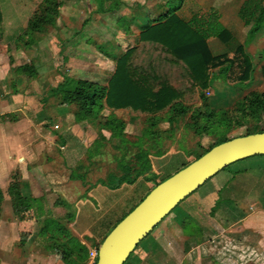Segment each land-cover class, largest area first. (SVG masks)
Returning a JSON list of instances; mask_svg holds the SVG:
<instances>
[{
	"label": "rangeland",
	"instance_id": "1",
	"mask_svg": "<svg viewBox=\"0 0 264 264\" xmlns=\"http://www.w3.org/2000/svg\"><path fill=\"white\" fill-rule=\"evenodd\" d=\"M41 1L1 0L5 37L0 39V47L8 48L12 56L10 61L7 55H0V112H10L12 117L7 120H11L13 115L20 116L18 123L5 124L6 130L13 131L17 136L18 148L5 157V165L0 167V187L6 197L3 205L10 208L7 189L11 177L17 173L22 194L32 200L37 238L30 250L35 254L45 252L46 240L41 239L40 232L46 230L52 232L51 236L48 235L51 245H68V241L75 244L84 240L88 242L92 234L88 226L92 224L93 215H96L93 221L101 223L100 232L95 235L105 237L109 226L122 218L128 209L133 208L142 196L139 194L150 190L154 183L141 178L133 187L113 192L109 197L100 195L98 200L92 197L98 187L92 188V185L109 174L119 173L120 162L134 163L135 156L140 151H147L150 158L154 157L153 172L162 180L193 161L194 152L201 154L221 136L228 139L243 136L245 128L225 125L223 117L230 116L236 104L250 92L264 90L261 73L264 66V33L240 52L238 49L243 43L240 41L239 26L236 37L229 43L211 44L213 52L222 59H232L234 65L225 79L218 80L204 91L209 109L215 113V122L211 119L205 121L206 133L194 134L182 122L174 128L163 122L158 125L161 133L159 140H149L142 137V132L150 115L129 109H106L95 121L78 119L77 107L62 105L60 98L52 96V88L63 81L62 75L105 86L112 75L114 64L104 56L99 47L118 56L137 45L138 30L133 25L139 18L135 8L140 0H121L117 10L105 12L99 11V4L106 10L117 0H60L63 6L56 28L49 30L47 35H35L38 42L35 47L16 46L14 38L23 31L21 22L26 25L27 18ZM227 3L230 2L188 0L183 15L199 8L206 12ZM14 15L19 18V23L15 25L12 23ZM122 18L131 26L129 34L124 32ZM244 55L252 64L249 82L241 81L245 70ZM64 57L67 61H64ZM26 63L34 65V77L16 71ZM212 71L211 69L210 72ZM183 101L187 105L198 106L199 91L195 89L187 92ZM110 118H116L124 125L122 138L113 137L111 130L105 125ZM250 125H254V122H250ZM261 126L264 127V118ZM157 153L165 155V158H156ZM252 159L247 158L230 165L212 178V184H206L207 181L205 187L232 183L234 180L240 183V178L247 172L249 176L259 180L260 186H264V166L259 164L251 167ZM77 176H84L85 182L74 179ZM234 176L236 177L232 180ZM147 177L150 178V174ZM202 187L201 189H205ZM195 193L182 201L175 212H187L188 203ZM59 228L64 231L61 232L62 236L57 235ZM151 240L152 234H149L136 247L134 255H141V248ZM17 245L18 240L10 238L7 249ZM50 252L55 256L53 249ZM96 253L97 251L91 254L94 258L91 264L96 263Z\"/></svg>",
	"mask_w": 264,
	"mask_h": 264
},
{
	"label": "trees",
	"instance_id": "2",
	"mask_svg": "<svg viewBox=\"0 0 264 264\" xmlns=\"http://www.w3.org/2000/svg\"><path fill=\"white\" fill-rule=\"evenodd\" d=\"M184 2L185 0H164L165 12L150 24L141 27L137 45L128 48L120 55L116 56L106 52L103 47H99L104 56L114 64L112 75L105 86L94 81L76 80L62 75L63 81L52 89V96L60 98L64 106L77 107V118L87 121H95L97 116L106 109L114 111L129 109L148 114L150 117L147 119V126L143 129L142 137L149 140H159L161 133L158 125L163 122L173 128L182 122L194 134L206 133L205 121L209 119L214 121L215 113L209 109L204 91L218 80L225 79L234 65L232 59L214 56L209 48L208 39L216 38L223 44H227L232 36L220 23L219 15L215 10L195 13L189 21L181 19L175 13ZM119 4L121 0H117L113 6L105 10L100 3L99 11H115ZM62 6L63 3L60 0H42L28 18L22 33L14 40L15 45L23 48L37 46L35 35H47L49 30L56 28ZM238 16L248 27L245 40L238 49L243 52L264 33V0H245L239 9ZM122 21L125 24L124 32L129 34V23L125 18H122ZM3 29L0 11V38ZM0 54L7 55L11 61L12 56L8 48L0 47ZM64 61H67L66 57ZM244 61L245 70L241 81L249 82L252 64L246 55H244ZM211 69L212 72H210ZM16 71L30 77L36 75V69L32 63L23 64ZM261 73L264 78V66L261 68ZM195 89L199 91L200 104L193 107L185 104L183 99L187 92ZM10 117L12 115L7 114L3 119ZM263 118L264 90L253 91L243 97L236 104L233 113L223 117V122L225 125L231 124L238 129L245 128L246 133L243 136H246L264 132V127L261 126ZM15 119L13 115L12 120ZM250 122H254V125L251 126ZM105 125L111 130L113 137L122 138L124 125L116 118L107 119ZM228 140L230 139L221 136L201 154L194 152L193 161L214 146ZM159 155L161 153L156 154V156ZM149 174L150 178L147 177ZM141 178L153 182V188L167 179L158 181V175L153 172L150 154L147 151L138 152L134 163L120 162L119 173L109 174L91 187L102 186L109 190H117L123 185H133ZM74 179L85 182L84 176H77ZM7 193L10 197L12 212L18 222L19 245L24 246L34 231V212L32 200L21 192L17 173L11 177ZM3 200L4 193L0 188V211ZM57 232L58 236H62L61 232L64 231L59 228ZM105 237L95 244L97 249ZM68 242V245L51 246L57 257L70 264H75L73 256L81 257L82 253H85L84 259H87L85 247L80 244L75 246L73 241ZM75 249L78 250L77 255L74 253Z\"/></svg>",
	"mask_w": 264,
	"mask_h": 264
},
{
	"label": "crops",
	"instance_id": "3",
	"mask_svg": "<svg viewBox=\"0 0 264 264\" xmlns=\"http://www.w3.org/2000/svg\"><path fill=\"white\" fill-rule=\"evenodd\" d=\"M228 1L230 3L216 9L211 8L206 12L215 10L218 13L220 23L232 36L231 40L236 37V29L240 26V41L243 43L248 27L239 18L238 13L245 0ZM187 2L188 0H185L183 6L175 13L184 21H189L195 13L204 12L199 8L195 11H188V15H183ZM135 10H138L139 14L137 16L139 18L134 22L133 26L138 30V33H136L138 38L141 27L150 24L165 12L164 0L137 1ZM0 11L4 28L0 39H3L5 37V17L1 0ZM230 19L232 21H228ZM13 21V25L19 23L17 15H14ZM21 23L24 29L26 25L23 22ZM213 43H223L216 38L208 39L212 54L219 56L211 48ZM60 83L61 81L58 84ZM7 114H10V112H0V167L5 165L4 161L8 157L7 155H10L18 148L17 136L13 134V131L8 132L5 124L18 123L20 116H16L15 120H12L13 118L11 120H7L8 118L3 119ZM152 157L150 160L152 167H154ZM155 157L163 159L165 155L161 154ZM250 158H253L251 167H256L259 164L264 166V156ZM212 178L206 184H212L214 180ZM158 181H160L159 177ZM234 181L220 184L221 186L219 184L209 185L207 188L205 187L206 184L202 185L205 189H201V186L195 191L196 193L194 192L192 201H188L189 210L187 212H175L174 209L150 233L152 234V240L148 245L141 248V255L135 256V252H133L126 264H264V186H260L259 180L249 176L248 172L240 178V183ZM135 184L123 185L119 189L111 191H108L109 189L105 187L97 186L98 188L94 190L92 197L95 200H98L100 195L109 197L112 195L111 193L121 192L123 188L133 187ZM150 190L139 194L142 196L139 197V201L133 208L141 202ZM5 200L6 197L4 196L3 203ZM3 203L0 211V264H70L57 257L56 254L55 257L50 252L52 245L51 241H48V235H52L51 231L40 232L42 235L41 239L46 240L43 254H35L34 251L30 250L35 244L33 243L35 242L34 240L37 238L36 231H33L32 236L24 246H20L18 224L12 212L11 204L10 208H8ZM131 209H128L127 213ZM95 217L96 215H93V219ZM122 218L118 219L116 223H112L109 226L110 229L106 230V232L109 233ZM93 219L92 224L88 226L90 229L88 230L92 233L88 242L85 240L83 242L78 241L79 243L75 245L78 246L80 244L86 248L87 259H84L85 253H82L81 257L73 256L75 264H91L94 260L91 254L97 251H95V244L101 242L104 238H99L95 235V233L100 232L101 223L97 220L95 222ZM78 223L79 219H77L76 225ZM85 230L84 232H86ZM10 238L18 240V245L7 249V243ZM74 253L77 255L78 250L75 249Z\"/></svg>",
	"mask_w": 264,
	"mask_h": 264
},
{
	"label": "water",
	"instance_id": "4",
	"mask_svg": "<svg viewBox=\"0 0 264 264\" xmlns=\"http://www.w3.org/2000/svg\"><path fill=\"white\" fill-rule=\"evenodd\" d=\"M264 156V132L214 146L154 187L117 223L97 249L96 264H125L136 247L187 197L230 165Z\"/></svg>",
	"mask_w": 264,
	"mask_h": 264
},
{
	"label": "built area",
	"instance_id": "5",
	"mask_svg": "<svg viewBox=\"0 0 264 264\" xmlns=\"http://www.w3.org/2000/svg\"><path fill=\"white\" fill-rule=\"evenodd\" d=\"M96 257H97V253H96Z\"/></svg>",
	"mask_w": 264,
	"mask_h": 264
}]
</instances>
